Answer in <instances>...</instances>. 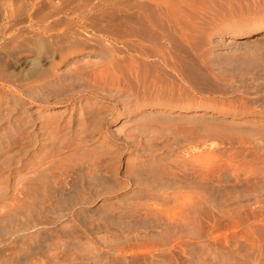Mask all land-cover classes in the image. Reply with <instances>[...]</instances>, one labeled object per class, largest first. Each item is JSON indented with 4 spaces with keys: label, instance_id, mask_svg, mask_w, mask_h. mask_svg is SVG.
Returning a JSON list of instances; mask_svg holds the SVG:
<instances>
[{
    "label": "rangeland",
    "instance_id": "obj_1",
    "mask_svg": "<svg viewBox=\"0 0 264 264\" xmlns=\"http://www.w3.org/2000/svg\"><path fill=\"white\" fill-rule=\"evenodd\" d=\"M2 1L0 264H264V0Z\"/></svg>",
    "mask_w": 264,
    "mask_h": 264
},
{
    "label": "bare ground",
    "instance_id": "obj_2",
    "mask_svg": "<svg viewBox=\"0 0 264 264\" xmlns=\"http://www.w3.org/2000/svg\"><path fill=\"white\" fill-rule=\"evenodd\" d=\"M1 1H2V0H1ZM6 1H7L8 4L10 5L12 0H6ZM31 1H32V0H31ZM37 1H39V2H45L46 4H47V3H48V4H49V3L53 4L52 2H53L54 0H36V2H37ZM36 2H35V3H36ZM156 2H157V5H156V6H159V5L162 3V0H156ZM3 3H5V1H4V2L2 1V5H3ZM35 3H34V5H35ZM6 4H7V3H6ZM39 4H40V3H39ZM100 4H101V3H100ZM95 5H96V4H95ZM3 6H4V5H3ZM3 6H2V8H1V6H0V31L2 30V31L0 32V36H2L3 30H4L3 28H5V26H4V27H1V26H2L4 23L7 22V21H6L7 19H10V17L12 16V15H11L12 13H10V11H9L10 9L8 8L9 6L7 5L8 7L5 8V9H9V10H4ZM12 6H13V5H12ZM5 7H6V6H5ZM15 7H16V6H15ZM78 7H79V6H78ZM12 8H13V7H12ZM12 8H11V9H12ZM76 9H77V8H76ZM79 9H81V8H79ZM12 11H14V10L12 9ZM12 11H11V12H12ZM78 11H79V13L81 12L80 10H78ZM73 12H74V11H73ZM75 13H76V12H75ZM81 13H83V12H81ZM88 13H89V12H88ZM13 14H14V13H13ZM76 14H78V13H76ZM76 14H75V15H76ZM78 15H79V14H78ZM81 15H82V14H81ZM15 16H16V15H15ZM15 16H14V17H15ZM27 16H28V15H27ZM82 16H83V15H82ZM55 17H57V16H55ZM77 17H78V16H77ZM30 18H31V17H30ZM50 18H52V17L50 16ZM53 18H54V16H53ZM11 19H12V18H11ZM24 20H25V19H24ZM31 20H32V19H31ZM3 21H4V23H3ZM9 21H10V20H8V22H9ZM11 21H12V20H11ZM1 22H2V23H1ZM26 23H28V22H26ZM26 23H25V24H26ZM1 24H2V25H1ZM40 24H41V23H40ZM5 25H6V24H5ZM3 34H4V33H3ZM12 35H13V34H12ZM6 37H7V36H6ZM33 51H34V50H33ZM38 53H39V51H38ZM37 56H38V55H37ZM38 61H39V59L36 58V57L31 58V62L33 63V66H34V67H37V66L39 65V64H38ZM28 62H29V61H28ZM39 63H40V62H39ZM203 173H205V172H203ZM211 173H212V172H211ZM211 173H210V171H207V172L205 173V178H206L207 180H209L208 178H210L209 175H211ZM211 176H212L211 178H213V176H215V174L213 173V175H211ZM216 176H217V175H216ZM217 177H218V176H217ZM211 178H210V180H211ZM218 178H220V176H219ZM139 179H140V178H138L137 180H139ZM137 180H136V181H137ZM221 183H222V182H221ZM204 184H205V183H204ZM247 184H248V183H247ZM247 184H246V185H247ZM220 187H221V186H220ZM224 188H225V187H224ZM210 189H211V188H210ZM218 189H219V188H218ZM248 190H249V189H248ZM211 191H212V190H211ZM154 194H155V193H154ZM154 194H153V195H154ZM238 195H239V194H238ZM230 196H231V195H230ZM244 196H245V195H244ZM205 197H206V199L209 201V203L211 202L210 204H211L212 206H214V207H216V206H217V207L220 206L223 202H225V207H226V204H227L228 207H230L231 205H233L234 201H236V200H232V199H235V198H232V197H231V198H228L229 196L226 198V197H224V195H221V196L219 197V199H217V198H212L211 196H207V195H206ZM154 198H156V197H154ZM238 198H239V197H238ZM156 199H158V198H156ZM249 200H250V199H249ZM255 202H256V201H255ZM255 202H254V203H255ZM241 203H242V202H241ZM196 204H197V203H196ZM203 204H205V203L203 202ZM73 205H74V204H73ZM208 205H209V204H208ZM182 206H184V205H182ZM182 206H179V208L181 209ZM228 207H227V208H228ZM184 208H185V207H184ZM222 208H223V207H222ZM180 209H179V210H180ZM233 209H234V208H233ZM181 210H182V209H181ZM181 210H180V211H181ZM183 210H184V209H183ZM186 210H187V209H186ZM193 210H194V209H193ZM238 210H239V209H238ZM195 211H197V210H195ZM226 211H232V213H233V212L235 211V209H234V211H233V210H230V209H229V210L227 209ZM151 212H152V211H151ZM222 213H223V212H222ZM225 214H227V213H225ZM235 214H236V212H235ZM248 214H249V213H248ZM227 215H228V214H227ZM203 216H204V215H203ZM241 220H242V219H241ZM232 221H233V220H232ZM242 221H243V220H242ZM229 223H231V222H229ZM209 224H210V223H209ZM214 224H215V223H214ZM214 224H213V225H214ZM224 224H225V223H224ZM193 225H194V224H193ZM216 225H217V223H216ZM244 225H245V224H244ZM246 225H247V224H246ZM210 226H211V225H210ZM214 227H216V226H213V228H214ZM211 228H212V227H211ZM213 228H212V229H213ZM216 228H217V227H216ZM214 229H215V228H214ZM214 229H213V230H214ZM209 234H210V233H209Z\"/></svg>",
    "mask_w": 264,
    "mask_h": 264
}]
</instances>
